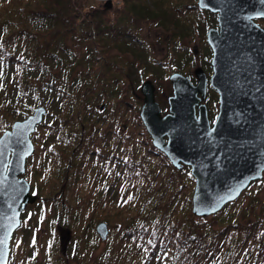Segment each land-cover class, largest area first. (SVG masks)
I'll return each instance as SVG.
<instances>
[{"label":"trees","instance_id":"16d2710c","mask_svg":"<svg viewBox=\"0 0 264 264\" xmlns=\"http://www.w3.org/2000/svg\"><path fill=\"white\" fill-rule=\"evenodd\" d=\"M120 1L113 16L114 8L98 0H0V29L7 30L0 36V60L35 69L44 67L48 59H60L62 69L54 74L50 85L64 97L71 113L58 114L56 123L42 121L39 126L44 127L46 137L57 140L55 149L64 151L68 176L73 177L69 190H77L74 170L86 171L80 153L88 147L94 152L97 146L105 157L114 154L122 165L118 173L129 178L128 199L109 202L102 196L88 214L89 224L105 221L116 228L121 241L134 242L129 250L114 245L112 254L107 251L102 256L104 264H264V197L258 195L264 190V178L252 182L239 198L217 213L197 217L191 207L195 184L191 169H176L153 146L139 114L134 117L132 129L124 130L123 125L117 129L120 131L114 142L128 145L127 155L116 149L104 150L106 133L101 137L103 142L93 137L86 140L91 128L86 117L92 114L100 94L108 101L118 87L126 85L134 96L127 83V60L123 57L126 52H134L128 48L126 38L140 40L144 29L160 25L176 45L180 34L188 33L182 25L194 22L190 14L182 24L167 19L161 6L165 2L160 0ZM14 16L18 20H11ZM35 23L37 26H33ZM114 48L117 53L111 52ZM28 78L21 82L20 98L30 86L45 83L37 76ZM119 104L124 108L133 105L124 98ZM117 111L115 117L119 116ZM63 184L59 183L58 188ZM36 188L39 198L52 200ZM250 194L253 197L244 205L245 196ZM57 198L58 195L53 200ZM69 205L78 210L76 205ZM140 250L144 252L142 258H138Z\"/></svg>","mask_w":264,"mask_h":264},{"label":"rangeland","instance_id":"374dc122","mask_svg":"<svg viewBox=\"0 0 264 264\" xmlns=\"http://www.w3.org/2000/svg\"><path fill=\"white\" fill-rule=\"evenodd\" d=\"M160 1L165 2L161 6L167 19L177 20L182 24L188 21L186 19L190 14L194 17V22L182 25V28L188 33L180 34L176 45H173L169 40L171 35L165 27L160 25L152 30L144 29L140 40L134 41V38H126L129 39L127 41L128 48L134 52V54L126 52L123 55L127 60V67L125 65L128 74L127 83L133 88L134 96H132V89L127 88L126 85L120 86L121 80H119L120 88L118 87L119 90L114 91L116 95L113 94L107 101L100 94L92 114H87L86 117L91 127L87 130L86 140L90 141L89 137H93L99 142H103L101 137L106 133L104 150L113 152L116 149L118 153L123 151L125 155L128 154V145L123 147L124 142L119 144L114 141L117 140L120 131L117 129L122 128V125L125 126L124 130H128L130 127L132 129L134 126V117L139 114L143 105L141 86L144 81L151 80L153 82L156 87V98L165 111L169 106L167 98L173 92L169 79L173 72H187L194 78V69L202 67L207 73L209 72V76L212 75L209 62L212 57V49L207 42V31L210 27L218 26L217 14L195 7L198 0ZM103 2L108 3L107 0H98L97 3ZM121 2L120 0H111L110 9L117 4L120 5ZM153 8L157 9L158 7ZM195 8L201 11L198 12ZM116 9L117 7L112 9L113 16L117 14ZM15 17L17 16L11 20H18ZM257 22L264 28V19ZM37 24L35 23L33 26H37ZM5 31L7 30L0 29V36L5 35ZM111 52L117 53V50L114 48ZM135 58L136 62L134 63L132 60ZM44 68H46L45 71H43ZM61 69L60 59L57 58L48 59L44 67L38 66L35 69L27 68L22 63L14 65L0 60V136L6 130H11L15 121L33 114L39 106L47 108L46 113L48 114L44 115L43 121L48 123H54L58 114L71 113L69 107L66 109L64 97L55 89L53 90L50 85L54 74ZM27 76H29L28 79L37 76L45 83L36 85L37 87L30 86L20 98L21 82ZM209 97L210 119L213 121L218 113L219 97L217 92L212 89L209 90ZM121 98L132 102L134 107L124 108L119 104ZM102 106L104 107L102 108ZM48 107H50V113ZM119 109L122 110L120 114L117 111ZM115 111L119 116L115 117ZM114 118L119 119L112 122ZM44 131V127L38 126L31 135L35 150L27 159L24 177L30 182L32 193L38 195V200L29 204L21 216L22 227L12 244L14 259L11 263L104 264L102 256L104 257L107 251L112 254L114 245L120 244L121 250L123 247L125 250H129L130 246H134V242L121 241L120 237L122 236L117 234L116 228L112 229L107 222L110 228L109 236L105 241L101 240L95 230L100 221L91 225L88 215L97 205L98 198L100 199L102 196L109 202H123L129 198V178L126 174L118 173L122 166L121 161L114 159V154L105 157L97 146L93 147L94 152L88 147L86 151L80 153L81 164L85 166L86 171L74 170L77 190L70 191L69 188L73 186V182H71L73 177L68 176V166L63 159L64 151L55 149L58 146L57 140L46 137ZM115 144H118L117 148H115ZM188 169L190 171V168ZM59 183L64 187L59 189ZM36 187H39L42 195H47L52 200L45 201L39 198L40 194L35 193ZM255 189L256 187H253L254 191ZM56 195L58 198L53 200ZM258 195L264 197V190H261ZM252 197L251 194L246 195L244 205L248 204ZM69 203L76 205L78 210H72ZM143 254L144 252L140 250L138 258H142Z\"/></svg>","mask_w":264,"mask_h":264},{"label":"water","instance_id":"95a60500","mask_svg":"<svg viewBox=\"0 0 264 264\" xmlns=\"http://www.w3.org/2000/svg\"><path fill=\"white\" fill-rule=\"evenodd\" d=\"M107 1L110 5L111 0ZM197 5L217 13L218 26L207 31L212 49L210 84L219 94L214 123L206 104H200L208 83L201 67L195 71V85L188 76L171 74L174 94L164 116L155 85L144 81L139 115L153 146L178 170L185 165L191 168L195 179L192 212L208 217L239 198L252 182L264 178V28L256 21L264 19L260 15L264 0H198ZM46 112L45 106H39L0 136L6 142V147L0 145L4 147L0 157V236L8 234L0 264H8L22 211L38 200L24 174L35 150L31 135ZM17 139L22 141L19 146ZM95 230L101 240L108 238L110 228L105 221Z\"/></svg>","mask_w":264,"mask_h":264},{"label":"flooded vegetation","instance_id":"af4514ba","mask_svg":"<svg viewBox=\"0 0 264 264\" xmlns=\"http://www.w3.org/2000/svg\"><path fill=\"white\" fill-rule=\"evenodd\" d=\"M217 14V13H216ZM260 19H257L256 21H259ZM211 59H212V57H211ZM210 62V64H211V61H209ZM188 66V69H189V64L187 65ZM197 68H199V67H196L195 69H194V78H195V80H194V78L192 77V76H190L187 72H179V71H175V72H179V73H181V74H183V75H185V76H188L189 78H190V81H191V83L193 84V85H195V84H197L198 83V77H197V75H196V73H195V71H196V69ZM202 68V67H201ZM211 68H212V65H211ZM203 69V68H202ZM204 70V69H203ZM205 71V73H206V75H207V79H208V83H207V93H206V97L201 101V103L200 104H206V106H207V108H208V112H209V119H210V101H209V99H210V97H209V90L210 89H212L214 92H217L212 86H211V84H210V77H211V75L209 76V72L207 73V71L206 70H204ZM175 72H173V73H175ZM213 72V71H212ZM172 73V74H173ZM171 76V75H170ZM169 79H170V77H169ZM171 81V80H170ZM172 83V82H171ZM142 87V86H141ZM172 87H173V84H172ZM155 94H156V90H155ZM174 94V89H173V92H172V94L170 95V96H168V98H167V100H168V105H169V97H171L172 95ZM217 95H218V97H219V94H218V92H217ZM202 95L201 94H199V97H201ZM217 97V98H218ZM219 99V98H218ZM156 100H157V98H156ZM158 101V100H157ZM159 102V101H158ZM159 104H160V106H161V103L159 102ZM142 107V106H141ZM170 107L168 106V109H165V111L163 110V108H162V106H161V109H162V115L164 116V115H166V114H168L169 113V109ZM196 110H197V113L199 112V106H196ZM218 111H219V104H218ZM140 112V111H139ZM31 115V114H30ZM29 116V115H28ZM140 116V115H139ZM25 118H27V117H25ZM25 118H23V119H25ZM22 119V120H23ZM216 119V118H215ZM215 119L212 121L211 119H210V121H211V124H213L214 123V121H215ZM124 128H125V126H123ZM166 139L168 140V138L166 137ZM163 153V152H162ZM173 165V164H172ZM186 167H188L189 168V166L188 165H185L184 166V169L183 170H185V168ZM177 169V168H176ZM32 192V191H31ZM29 206V205H28ZM26 210H24V211H22V213H21V216H22V214L25 212ZM22 222H23V220H22V217H21V225L17 228V230L14 232V234H13V237H12V240H11V251H10V256H9V261H8V264H12L11 262L13 261V259H14V256H13V250H12V244H13V242H14V239L16 238V236H17V233L19 232V230L21 229V227H22Z\"/></svg>","mask_w":264,"mask_h":264},{"label":"snow or ice","instance_id":"6c2138e0","mask_svg":"<svg viewBox=\"0 0 264 264\" xmlns=\"http://www.w3.org/2000/svg\"><path fill=\"white\" fill-rule=\"evenodd\" d=\"M260 15H264V12L260 13ZM22 143V141L20 139H17L16 141V145L19 146ZM0 145H4L6 147V142L4 141H0ZM4 156V147H0V157ZM0 163H2V161H0ZM0 227H3L2 225H0ZM8 238V234L4 233L3 236H0V259H3L4 257V247H5V242Z\"/></svg>","mask_w":264,"mask_h":264}]
</instances>
